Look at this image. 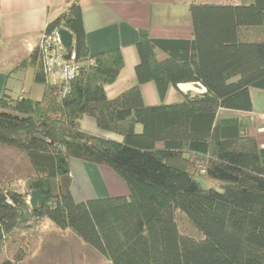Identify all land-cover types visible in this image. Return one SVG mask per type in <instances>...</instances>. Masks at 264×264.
<instances>
[{
    "label": "trees",
    "instance_id": "16d2710c",
    "mask_svg": "<svg viewBox=\"0 0 264 264\" xmlns=\"http://www.w3.org/2000/svg\"><path fill=\"white\" fill-rule=\"evenodd\" d=\"M189 12L191 41L140 33L137 84L112 100L105 87L123 69L121 51L89 56L77 1L48 24L45 31L71 33L77 73L62 94L36 49L41 99L0 97V146L23 153L33 171L23 191L0 187V252L13 232H36L48 220L110 264H264V149L238 121L217 120L220 109L252 112L250 89L264 91V0L192 4ZM146 83L162 101L180 84L205 92L146 106L139 88ZM82 116L121 142L82 130ZM69 159L112 170L129 196L76 203ZM199 178L221 182V191L203 188ZM44 181L48 192L34 212L27 198ZM179 216L200 238L180 232ZM24 253L0 264H20Z\"/></svg>",
    "mask_w": 264,
    "mask_h": 264
},
{
    "label": "crops",
    "instance_id": "0c3cea01",
    "mask_svg": "<svg viewBox=\"0 0 264 264\" xmlns=\"http://www.w3.org/2000/svg\"><path fill=\"white\" fill-rule=\"evenodd\" d=\"M72 1L80 5L89 56L115 49L122 53L123 69L117 80L105 87L106 97L112 100L137 84L135 67L139 59L135 45L141 32H147L150 38L156 40L191 41L193 29L190 5L239 6L251 0H0V97L6 95L17 99L24 96L34 101L41 99L43 87L34 82L32 55L48 24L66 11ZM157 58L163 60L166 56L157 52ZM23 61L27 65L17 68ZM50 80L54 82L53 77ZM139 88L146 106L179 103L188 92H205L200 85L180 84L177 89L170 88L162 101L152 83L140 85ZM253 93L250 89L252 112L220 109L217 120L238 121L242 133L254 138L258 147L264 149V95L256 93L260 101V107L256 109ZM79 125L92 135L116 142L122 140L116 134L100 130L94 119L88 116H82ZM67 167L72 178L70 193L76 203L129 196L126 184L108 168L75 159H69ZM29 197L30 194L28 202ZM42 221L49 224L50 234L42 230L40 247L44 254L35 258L33 264H87L88 252L95 255L94 262L102 260L104 264H110L90 251L71 231L54 229L56 227L50 221ZM57 238L61 240L57 242ZM74 248L79 252H73ZM56 251L58 257L54 256ZM26 262L25 258L20 264Z\"/></svg>",
    "mask_w": 264,
    "mask_h": 264
},
{
    "label": "rangeland",
    "instance_id": "374dc122",
    "mask_svg": "<svg viewBox=\"0 0 264 264\" xmlns=\"http://www.w3.org/2000/svg\"><path fill=\"white\" fill-rule=\"evenodd\" d=\"M213 1H219V0H213ZM254 91V102L256 109L260 107V101H258V97L256 96V93H259V95H264V92L262 90L258 89H252ZM260 98V97H259ZM262 104V102H261ZM33 171L26 159V157L21 153L20 151H17L12 148H7L0 146V187H4L5 189L9 188L11 190L19 191L21 189H25L24 182H26L27 178L32 175ZM201 183V186L205 189L213 188L217 191H221L220 185H222L221 182H210L211 184H207L201 181V179H198ZM12 184V185H11ZM179 230L182 234L190 235L195 238H200V236L197 234V231L193 230L192 227L187 223V221L179 216L177 217ZM50 223V222H48ZM52 224V223H51ZM53 225V224H52ZM49 224H44V221L39 222L37 224V230L36 232H13L10 236H8L5 240V243L1 247L0 252V258L2 260L4 259H11L13 258L17 252L21 249L25 253V257L27 259V262L25 264H33L32 261L35 258H38L39 256L43 255V249L40 247V234L43 233L42 230L46 231L48 234H50ZM53 227H55L53 225ZM58 229V228H54ZM51 238L53 235L50 236ZM57 242L61 239L57 238ZM56 242V243H57ZM59 245V244H57ZM60 248L58 247L57 250ZM91 251V250H90ZM73 252H79L78 249L74 248ZM57 251L54 253V256H57ZM47 256V255H45ZM95 255L91 252H88V263L87 264H104L105 262H102V260H99L98 263L95 261ZM23 259V260H24ZM104 261V260H103ZM107 264V263H106Z\"/></svg>",
    "mask_w": 264,
    "mask_h": 264
},
{
    "label": "built area",
    "instance_id": "2783aa9c",
    "mask_svg": "<svg viewBox=\"0 0 264 264\" xmlns=\"http://www.w3.org/2000/svg\"><path fill=\"white\" fill-rule=\"evenodd\" d=\"M58 31H44L37 49L43 71L49 77L54 78V82L60 85L62 94H65L69 89V83L77 73L78 67L75 64L73 52H71L68 60L65 59L68 51L61 44Z\"/></svg>",
    "mask_w": 264,
    "mask_h": 264
},
{
    "label": "water",
    "instance_id": "95a60500",
    "mask_svg": "<svg viewBox=\"0 0 264 264\" xmlns=\"http://www.w3.org/2000/svg\"><path fill=\"white\" fill-rule=\"evenodd\" d=\"M58 36H59L61 44L68 51V55L65 57V59L68 60L70 58L71 47L73 43L72 35L66 30H59ZM59 162H60L59 167L60 169H62V165H61L62 159H60ZM47 192H48L47 181H44L43 188L30 193L28 204L30 205V207L32 208L34 212L37 211L39 208L43 207V203H44L43 195L46 194ZM8 205L9 204H5V206H8Z\"/></svg>",
    "mask_w": 264,
    "mask_h": 264
}]
</instances>
